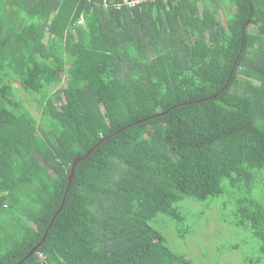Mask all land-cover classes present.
Returning a JSON list of instances; mask_svg holds the SVG:
<instances>
[{
	"label": "trees",
	"instance_id": "16d2710c",
	"mask_svg": "<svg viewBox=\"0 0 264 264\" xmlns=\"http://www.w3.org/2000/svg\"><path fill=\"white\" fill-rule=\"evenodd\" d=\"M125 1L0 0V264H193L223 196L264 264V0Z\"/></svg>",
	"mask_w": 264,
	"mask_h": 264
},
{
	"label": "rangeland",
	"instance_id": "374dc122",
	"mask_svg": "<svg viewBox=\"0 0 264 264\" xmlns=\"http://www.w3.org/2000/svg\"><path fill=\"white\" fill-rule=\"evenodd\" d=\"M201 8L202 5L200 4ZM229 16L225 11H220L219 21L221 25L226 26ZM252 33H257L258 28L250 27ZM67 76L63 75V82L51 88V98L56 106L58 103L56 93L59 89H65L67 86ZM19 98L28 101L30 97L19 89V85H14ZM44 105V104H43ZM42 106H33L36 110H43ZM261 196H264L260 192ZM229 199L226 196L219 197L207 203L189 202L186 207L187 220L185 229H190V234L185 242L178 240L174 230L168 226L172 224L167 218L160 217L151 225L159 231H162L168 240L170 248L177 254L184 255L187 260L193 264H245L243 258L250 256L257 248V242L248 234L237 231L234 227L232 217L233 205H228ZM227 205L225 206V203ZM166 228L167 232H166ZM168 235V237H167ZM226 245V247H223ZM233 247H237L236 250ZM238 247L240 249H238ZM218 261V263H216Z\"/></svg>",
	"mask_w": 264,
	"mask_h": 264
},
{
	"label": "water",
	"instance_id": "95a60500",
	"mask_svg": "<svg viewBox=\"0 0 264 264\" xmlns=\"http://www.w3.org/2000/svg\"><path fill=\"white\" fill-rule=\"evenodd\" d=\"M146 121H147V120L137 122L135 125L141 124V123L146 122ZM130 127H132V126H130ZM130 127H129V128H130ZM125 129H127V128H123L122 130H120V132L123 131V130H125ZM102 143H103V141L100 142L99 144H97L92 150H90V151L86 154V156H85L84 158H76V159H75V162H74V164H73V166H72L71 174H70V177H69V185H68V188H67V190H66L65 196H64V198H63L62 206H61V208L59 209V211L56 213V215L54 216V219H53L52 223L50 224V227H49L48 231L46 232L44 238L42 239L41 243H40L37 247H35V248L30 252V254L28 255V257H30V256H32L33 254H36V253H37V251H38L39 247L41 246V244L46 240V237H47V235H48V232H49V230L51 229V227H52V225H53V223H54L56 217H57V216L59 215V213L62 211V209H63V207H64V204H65V201H66L67 193H68V191H69V189H70V187H71V184H72L73 181H74L75 170H76L78 164L81 163V162H83V161H85V160H87V159L89 158V156H90V155H91V154H92L97 148H99V147L101 146ZM28 257H27V258H28ZM23 263H24V261L21 262L20 264H23Z\"/></svg>",
	"mask_w": 264,
	"mask_h": 264
},
{
	"label": "built area",
	"instance_id": "2783aa9c",
	"mask_svg": "<svg viewBox=\"0 0 264 264\" xmlns=\"http://www.w3.org/2000/svg\"><path fill=\"white\" fill-rule=\"evenodd\" d=\"M156 0H130V1H125L124 5L128 6L130 9H135L137 6H143L147 2H154ZM167 1V0H164ZM105 7H108V4L105 3Z\"/></svg>",
	"mask_w": 264,
	"mask_h": 264
}]
</instances>
